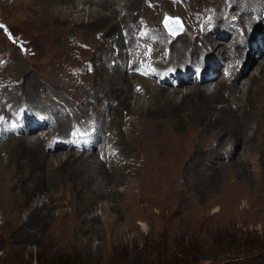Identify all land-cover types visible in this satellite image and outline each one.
I'll use <instances>...</instances> for the list:
<instances>
[{
  "label": "rangeland",
  "instance_id": "374dc122",
  "mask_svg": "<svg viewBox=\"0 0 264 264\" xmlns=\"http://www.w3.org/2000/svg\"><path fill=\"white\" fill-rule=\"evenodd\" d=\"M9 1L12 0L0 1V78H4L2 87L4 92L0 93V97L20 96L24 89L34 84L33 79H38L35 85L41 86L37 94L39 100L50 107L52 113L59 116L69 113V116L72 115L75 119L70 122L71 131L59 133L61 140H67L68 136L72 135V128L77 125V116L53 93L63 97L78 113L76 103L84 96L82 97V92H79L78 98L72 95L73 89L70 88L68 76L74 77L76 85L80 84L79 78L75 80L78 76L76 73L79 71L82 72L80 75H86V61L93 60L92 55L96 52L93 43L105 40L110 42L111 39L118 37L119 39L117 38L113 43L122 45V42L128 39L122 31L129 28L131 19L137 18L136 23L134 22V30H131L134 36L129 38L135 44L132 50L135 53L138 42H142L148 34L146 32L140 36V33L151 23L155 22L163 31L159 22H162L163 16L160 13L164 12L180 16L187 24L186 29L189 27L186 34L194 36L197 31V21L205 16L204 5L207 1L213 4L216 2L215 0H136L137 3L127 11L124 5L128 0H112L109 4H114V8L119 9L120 16L115 19L116 22L114 21L117 25L101 26L100 23L95 22V25L86 27L82 26L81 22L92 24L94 21V17L88 12L97 6L95 0H65L63 3H54L53 7L48 1L28 0L27 8L22 7L19 12H16L15 7L11 5L13 1ZM71 1H75L74 4L70 3ZM106 12L110 13L109 10ZM27 13L38 15L40 18L38 26L20 21ZM241 13L239 9L231 7L226 10L225 17L236 19L242 16ZM262 14L264 11H261L258 20L250 26L251 31L255 32L257 27L264 29ZM128 15L132 18L125 19L123 26H119V18ZM193 23L194 27H192ZM211 29L212 26L209 27V30ZM105 31H108V34H104ZM123 32L126 35V31ZM253 34L249 35V40ZM247 35L248 33H245L244 37L247 38ZM200 42L198 41L197 44ZM113 49L117 50V47L114 46ZM143 51V49L138 50V53L141 54ZM208 51L214 52V49L210 48ZM154 53L157 51L154 50ZM247 53L251 56V51L247 50ZM262 55L264 51L260 54ZM242 59V62L248 65L246 62L250 59ZM260 59L261 57L256 58V62ZM20 61L25 64L24 67L29 68L27 70L21 68L18 65ZM94 62L98 63V61ZM187 67L188 65L183 66V68ZM192 68H195L194 65ZM206 69L201 72L204 73ZM252 69L253 64L248 65L247 71L252 72ZM53 70L56 74L52 73ZM109 71L112 73V69ZM246 73L240 78V85L247 80ZM94 74L87 75L95 80L97 75ZM53 79L61 81L51 84L49 81ZM134 80L129 88L132 85L135 87L138 83ZM89 85L91 86V83L84 87L89 89ZM201 85L206 86V84ZM125 87L124 85L123 88ZM27 90L29 92V88ZM133 96L132 93L131 97ZM181 96L182 94L177 96L179 101L182 99ZM30 99H25L22 95L18 103L12 100L7 104L8 112H12L10 107H15L21 101H26L30 107H36ZM93 100L87 98L89 103H93ZM135 100L136 98H130L129 108L121 107L117 110L118 113L115 112V123L118 116L122 118V115H118L120 113H123L124 121L128 120L118 127L119 130L125 131V136L115 140L114 132L112 134L110 132L109 144H114L118 152L116 156L111 152L112 154L108 156L110 162L108 165L92 164L93 168L88 169L82 166V161L72 157L69 166L66 165L61 170L62 175L55 183L54 179L53 181L50 179L52 176L32 184L29 178L19 183L17 180V185L12 183L2 189L6 195V205L9 208H18L20 218L14 221L3 208H0V264H264L263 137H260L262 140L258 137L253 138L254 141H258V146L254 147V152L250 151L248 157L242 161L244 156L241 154L244 151L245 154L248 152L241 144L242 139L239 141L234 139L236 144L232 157L224 152L228 144L219 141L221 143L218 146L219 142L213 141L214 138L219 137V133L226 131L221 125L213 124L214 118L212 121L206 119L205 122L190 120L185 123L183 129H178L174 127L173 121L166 117L172 127L179 131L178 133L172 128L171 132L167 126L160 128L157 123L154 125L155 121L145 116L140 117L139 122L132 127V122L135 120L133 117L136 115H128V111L125 113L124 110L134 111ZM191 101L190 108L205 102L199 96H195ZM57 102H62L61 105L64 106L60 109L52 108L51 104L57 105ZM111 102L114 105L117 102L116 98L113 97ZM3 103L2 108H5L7 101H1V104ZM83 104L87 105L85 101ZM152 104L156 107L157 101L153 100ZM41 107L39 103V108L44 112ZM21 109L23 107L13 111L18 115L21 114ZM181 110L189 109L184 107ZM91 112L89 110L88 113ZM242 112L244 113L245 109ZM105 117L104 119L109 122L113 115L109 114ZM80 118L82 122L85 117L80 115ZM12 122L13 115L1 124L7 126L10 135H15L12 130L15 124L11 125ZM53 122L56 124L55 120ZM142 125L143 129L140 132ZM207 125L208 129L205 128ZM51 129L53 130L52 127ZM39 131V129L36 131L38 136H40ZM108 133L109 131L105 134ZM166 135L173 138L169 143L176 145V142H185V146L183 148L176 146L177 152L176 148L170 150L164 147L166 143L164 141H168ZM48 137L52 135L48 133ZM15 141L13 145H17ZM203 141H206V144L202 143ZM211 146L216 148L208 152ZM47 148L51 146L48 145ZM55 149L52 147V151L48 153L69 151ZM108 149L106 148L107 152ZM20 151L22 152V149L19 153ZM0 154L2 158L7 157L8 151L4 150ZM178 154L181 155L179 159L176 156ZM127 156L128 159L120 161V157ZM146 160L148 161L145 162ZM27 163L21 166L16 164L14 167L23 171ZM52 165L54 166L52 169L41 167L33 173L40 175L58 166ZM12 167V165L7 166V168ZM46 201L48 204L45 211L50 215L37 212L32 217V221L35 222L37 215L41 216L42 219L38 220L39 225L21 223L30 215L29 213L34 209L33 205H41ZM94 216H98V220L94 221ZM140 222L145 229L139 224Z\"/></svg>",
  "mask_w": 264,
  "mask_h": 264
},
{
  "label": "bare ground",
  "instance_id": "6f19581e",
  "mask_svg": "<svg viewBox=\"0 0 264 264\" xmlns=\"http://www.w3.org/2000/svg\"><path fill=\"white\" fill-rule=\"evenodd\" d=\"M12 1L13 3L11 5L15 7L16 12L21 11L22 7L27 8L28 0ZM43 1H48L53 7V5H55L56 3H63L65 0ZM95 1L96 2L94 3L97 6L95 7V9L88 12V14L94 17V21H92V24L81 22V25L91 27L96 23H100L101 26L104 24L113 25V27L116 26L117 24L115 23V19H118L120 15L118 13L119 9L117 10L116 8H114V4H109V1L112 0ZM215 1V4H213L212 2L209 3L207 1L208 4L206 3L204 5L203 13L205 16L202 20L197 21V31L194 36L187 35L185 33L186 35L183 34L182 36H177L174 38L169 37L164 31L160 30L159 26H157L155 22L151 23L145 30L142 31L144 33L141 32V35L139 34L140 36H142L146 32H148L146 37L143 38L142 43L150 44L151 47L149 55H147L146 51H143V53L140 54V58L136 60L135 57L137 56L139 49H135L136 52L133 53L132 50L134 49L133 47L135 46V44L130 41V39L132 36H134V34L131 33V30H134V24L136 23L135 21L137 18L131 19V15H128V17L122 16V18H119V26H123L125 19H131L130 23L127 22L129 23V28H125L123 30L126 31V35L121 29L125 38H130L129 40L126 39V41L122 42V45L117 43L116 45H114L113 42L118 38H114L115 36L113 37V40H110L111 43L106 40L100 43H93L94 41L90 42L93 43V46L96 48V52L92 55L93 60L90 59L86 61V75H80L82 74V72L78 71L76 73L78 74V76L75 78V80L79 78L82 84L80 82L79 85H76L74 77L68 76L69 85L71 86L70 88L73 89L72 95L78 98L79 92H82V97L84 96L83 99H79L80 101L76 103L78 107V113H76L72 106H70V104L66 102L63 97L53 93V95H55L56 97L58 96L59 99L62 100V102L66 103L65 107L69 106L68 108H71V112H74L73 114L77 116V125L72 128L73 130L77 128H86L87 131H91L92 128H95L97 130L95 140H97V138H100V140L97 143V147L92 148L88 154H86V150H79L78 146L74 143L75 136L73 134V131L72 135L68 136L67 140L59 139V133L71 131L70 122L74 121L75 119L72 118V115L69 116V113H66L65 116H59V114L57 115L52 113L50 107L45 106L44 103L39 100V96H37V94L41 86L39 87L38 85H35L36 82H38V79H33L32 81L34 82V84H31V86L29 87L27 86L29 88V92H27V88L24 89L22 94L25 96V99L29 100L31 98L30 102H32L34 106L36 105V107H30L26 101H21L15 107H10V105H8V107L12 108V112H8L7 104L12 102V100H15L18 103V100L22 98V95L12 96V98L0 97V124L4 121L9 120L12 115L13 122L11 123V125L15 124V126H12V130L15 135H10L8 133L3 134L2 137H0V153L4 150L8 151L7 157L2 158L0 154V208H3L5 213H8V215L13 218L14 221L19 220V209L9 208L6 205V195L4 194L2 189L6 185H11L12 183L14 185L17 180L19 183L29 178V180H31L30 183L32 184L35 182H39L44 178H50L52 176L50 179H52V181L54 179L53 182L55 183L62 175L61 170L66 165L70 164L72 157L78 158L79 161L83 162L82 166L87 167L88 169L93 168L92 164L97 166H105V164L108 165L110 163L108 162V156L112 154L111 152H113L115 156L118 152L114 144H109L110 132L111 134L114 132L115 140H117L119 137L125 136V131L123 132L119 130L118 127L120 124L126 123L128 120L127 119L124 121L123 113H120L118 115H122V118L118 116L117 120L115 119V123V112L118 113L117 110L121 107L129 108L128 102L130 98H136L135 109L134 111L130 109L124 111L125 113L126 111H128V115H136V117H133L135 118V120L132 122V127L135 123L139 122L138 119L140 117L145 116L146 118L151 117V119L155 121L154 125L155 123H157V126L160 128L167 126V128H169L170 130L172 128L175 133H178L179 131L172 127L170 121L166 117H169L173 121L175 125L174 127H177L178 129H183L185 123L190 120L196 122H205L206 119L212 121V119L214 118L213 124L221 125L226 131L219 133V137L214 138L213 141H223V144H228V146H226L224 149V152L228 156L231 155L232 157V152L236 144L234 139H237V141L242 139L241 144L244 145L246 151H248L246 154L245 151L241 154L242 156H244V159L242 158V161H244L245 158L248 157L247 155L250 153V151L254 152L253 148L258 146V141H254L253 138L258 137V139L260 140V137H263L262 139H264V55L260 56V54L264 51V29H260L257 27L255 29V32H253L249 28L252 24H254V22H256L255 20H258L261 11H264V0ZM74 2L75 1H71L70 3L74 4ZM80 3L84 4L83 2ZM136 3V0L126 1L124 5L125 9L129 11V8L131 6H134ZM231 7L239 9V11L242 12V16L236 19L232 17H225L226 10L230 9ZM82 9H84V7ZM80 10L81 9L79 8L78 11ZM106 10H109L110 13L106 12ZM167 16L172 18L175 17L169 12H164L162 18ZM262 16H264V14H262ZM44 17L42 18L44 19ZM20 21H25L27 23L38 26L37 24H39L38 22H40V18L38 17V15L34 16L31 13H27L26 17H23L22 19H20ZM194 26L195 24L193 23L192 27ZM210 26H212L211 30H209ZM245 33H248L247 38L244 37ZM251 33H254L252 36H259L261 44H251V40H249V35ZM104 34H108V31H105ZM226 34L229 36H225ZM228 37H230V39L227 40ZM240 40L244 41V46L239 45ZM198 41L201 42L197 44ZM114 46L117 47V50L113 49ZM210 48L214 49V52L208 51V49ZM154 50H156L157 53H154ZM215 50H217V52H215ZM247 50L251 51V56L247 53ZM100 53H102V56H100ZM260 57L261 59L256 62V58L258 59ZM242 58H251L250 61H247L246 63L248 65L253 64L252 72L247 71L248 65H246L245 62H242ZM94 61H98V63L95 64ZM223 61L224 64H222ZM18 65L24 70H27V68H29L24 67L25 64L22 61H20ZM184 65H188V67L183 68ZM193 65L195 67L194 69L192 68ZM110 69H112V73H109ZM205 69L206 71L204 73L201 72V70L204 71ZM158 70L163 73V77L160 81H157L155 79V74ZM208 70H210L211 72L209 73ZM197 71L198 73H196ZM226 71H230V75H227ZM52 73H55V71ZM92 73H95L97 75V78L95 77V80L90 78L91 76L87 75ZM245 73L247 76V80H245L244 84L240 85L239 80ZM222 74L224 76L221 77ZM202 75H204L205 78H208L209 76H216V79L214 81L211 80L203 83V80H200V76ZM217 75L219 78L217 77ZM59 79H53L49 82H51V84H56L57 82L59 83L61 81ZM133 80L134 82L138 83L135 84V87L134 85H132L131 88H129V85L133 83ZM3 81L4 78L1 77L0 93L4 92V88H2ZM187 81L190 83H187ZM228 82L229 84H227ZM88 83H91L92 86L91 87L89 85L91 88H89L90 90L84 87L88 86ZM201 84H206V86H202ZM121 85L122 87H120ZM124 85L126 86L125 88H123ZM46 89L47 88L45 87L44 90ZM129 92H131V94H129ZM132 93L134 96L136 95V97H131ZM179 94H182V99L180 98V101L177 99V96H179ZM195 96H199L206 103L200 102L199 104L194 105V107L190 108V104L192 102L191 100ZM113 97L117 100V102L114 103L115 106L111 102ZM87 98H93L94 102H87ZM5 100L7 101V103H5V108L3 107L4 110H2V105H4V103L1 104V101ZM153 100L157 101V108L153 106ZM84 101L87 105L83 104ZM237 101L238 108L236 104ZM39 103L42 105L41 108L45 112V114L39 108ZM61 103L57 102V105L51 104V107L60 109L64 106H62ZM21 107H23V111L25 112V114H28L29 117L33 115L32 109L39 110L45 116V121L29 129L27 126L31 119L23 120L22 118H20L21 114L16 115L14 113L15 111H13L16 108L19 109ZM184 107H187L189 110H181ZM243 109H245L244 113L242 112ZM89 110L92 111L90 114L88 113ZM109 114H111V116L113 115L112 119L111 117L109 119L110 123L106 119H104L105 115L108 116ZM80 115H82V117H85L84 121L82 122H80ZM53 118L56 121V124L53 122ZM18 123H20V126H18ZM51 127L54 131L51 129ZM167 128H165L166 131ZM205 128L208 129V125ZM38 129L40 130V136L36 134V131ZM142 129L143 125L140 126V132H142ZM79 131L80 130H78L77 132ZM107 131H109V133L105 134ZM48 133H50L52 137H48ZM22 135L24 137H20ZM45 139L46 141H44ZM120 139L122 140L123 138ZM166 139L168 141L163 140L164 142H166L164 144V147L170 150L175 149L176 146L178 148H183L185 146V142L179 143L175 141L176 145H174L172 142L169 143V141H172L173 139L170 138V135H166ZM15 140L17 141L18 146L16 144L13 145V142ZM115 140L113 143H115ZM3 142H6L5 145L2 144ZM202 143L206 144V141H203ZM220 143L221 142L217 143V145L219 146ZM48 145H50L51 148L55 147L56 149H66L70 152H57L56 154H50L48 153V151L52 150L51 148H47ZM106 148H109L108 152L106 151ZM215 148L211 146V149L208 152H212L213 150H215ZM20 149H22V152L20 151L21 153H19ZM176 150L177 148L175 149V151ZM101 153H104L103 156H101ZM126 154L129 153L126 152ZM176 156L177 159H179L181 155L178 154ZM128 157L129 156L124 158L120 157V161L128 159ZM131 157H134V155H131ZM236 160L239 161L238 159ZM147 161L148 160H146L145 162ZM26 162H28V165L23 171L19 170V168L17 167H14L16 164L17 166H21ZM52 164H55V166L58 165L52 171L40 175H36L33 173L38 169L40 170L41 167L42 169L44 167H49L50 169H52L54 167ZM11 165L13 166L12 168H7V166L9 167ZM116 169L115 172L117 171ZM18 183H16V185ZM47 204L48 203L46 201L41 205H33L32 208L34 209L29 213L30 215L26 218L25 222L22 221L21 223L25 225H39L38 220L40 221V219H42L41 216L37 215L35 222L32 221V217L37 212L44 213L45 215H50L45 211L47 208ZM29 205H31V203ZM94 218V221H96L99 217L94 216ZM139 224L143 229H145L144 225L141 222Z\"/></svg>",
  "mask_w": 264,
  "mask_h": 264
}]
</instances>
